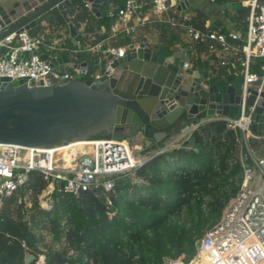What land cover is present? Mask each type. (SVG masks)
<instances>
[{"label": "trees", "instance_id": "trees-1", "mask_svg": "<svg viewBox=\"0 0 264 264\" xmlns=\"http://www.w3.org/2000/svg\"><path fill=\"white\" fill-rule=\"evenodd\" d=\"M114 1L118 0L104 1L100 6L103 24L83 2L67 7L68 19L77 30L76 45L68 37L67 22L58 11L50 10L39 17L34 35L48 32L56 36L52 53H70L77 62L84 60L90 73L98 56L86 49L108 34L111 20L106 11ZM118 5H122L121 0ZM149 8L150 4L142 0V12ZM243 9L248 12L247 7ZM203 19L197 11L191 23L203 28ZM246 24L242 21L244 29ZM218 26L212 24L209 30ZM77 45L81 50L73 53ZM170 47H160L157 52L169 53ZM209 58L197 57L194 63L213 73L207 64ZM105 63L101 59L102 67ZM234 78V74H228L230 82ZM238 135L221 120L199 124L181 147L154 155L132 176L117 179L110 192V207L92 191L77 196L53 191L49 194L50 206L45 208L39 195L46 183L40 173L30 172L26 183L0 209V264H36L35 260L25 262L26 252L45 254L44 264H170L178 258L190 263L200 239L217 223L222 209L239 189L242 168ZM93 138L109 135L99 133ZM108 211L114 212L111 218ZM45 232L50 236L49 243Z\"/></svg>", "mask_w": 264, "mask_h": 264}, {"label": "built area", "instance_id": "built-area-1", "mask_svg": "<svg viewBox=\"0 0 264 264\" xmlns=\"http://www.w3.org/2000/svg\"><path fill=\"white\" fill-rule=\"evenodd\" d=\"M141 1L124 0L122 6L107 9L106 16L113 20L108 34L86 49L98 55V63H101V59L107 60L109 55L113 57L124 55L125 48L107 44L108 38L133 33L137 26L144 25L153 17L154 21L184 28L191 39L207 44L212 55L231 51L230 56L236 61L221 60L220 63L232 67L239 63L243 72L244 91L251 83L258 84L259 89L264 88V0L244 1V6L248 9L244 38L235 31L209 30L207 26L198 28L191 23V17L187 13L174 16L175 12H170L173 6L171 0H143L150 4L148 13L140 12ZM42 5L44 2L39 4ZM85 5L90 7L88 3ZM35 11L36 7L32 6L30 12ZM4 27L9 29L11 26L5 24ZM103 32L101 30V33ZM41 40L36 36L30 37L24 27L3 36L0 39V78L6 77L7 83L24 78L28 86L37 82L46 85L53 78L57 81L69 80L76 78L78 74L84 75L80 79H98L109 68L107 61L102 70L93 76L89 74V68L72 66L60 71L51 64L49 58L44 59L37 53V48H40L49 57L56 55L52 53L56 47L46 44V48L42 49ZM232 43L237 45L234 46ZM79 50L81 48L77 45L73 53ZM68 57L73 63H81ZM251 58L260 60V72L250 66ZM244 99L236 115L232 117L213 115L191 122L176 133V136L173 135L145 157L137 154L139 144L135 147L126 140L118 141L111 137L93 138L83 140L82 148L74 145L76 148L69 156L70 162L66 166H61L55 155L60 152V148L71 147L74 143L54 148L0 143V209L12 194L26 183L32 171L40 173L46 183L41 192L42 196L39 197L40 204L45 208L50 206L49 194L53 191L71 193L75 196L83 191H96L110 207L112 206L110 192L117 179L131 175L152 156L181 147L183 141L190 137L199 124L221 120L228 129L239 132L237 143L242 176L239 189L222 209L217 223L200 239L196 259L203 258L208 264H263L264 154L257 157L255 153L264 150V136L252 132L251 116L254 105H246ZM252 138L257 139L258 147L251 144ZM113 214V211H108V218ZM22 246L25 247V244L22 243ZM33 260L36 264H44L45 254L38 253L34 255Z\"/></svg>", "mask_w": 264, "mask_h": 264}, {"label": "water", "instance_id": "water-1", "mask_svg": "<svg viewBox=\"0 0 264 264\" xmlns=\"http://www.w3.org/2000/svg\"><path fill=\"white\" fill-rule=\"evenodd\" d=\"M81 1L89 4L103 24L100 6L106 0H40L44 5H32L35 12L24 1L14 16L15 24L6 29L10 20L0 0V39L21 27L33 38L38 18L51 10L62 15L69 36L78 41L66 10ZM37 53L60 71L72 66L89 68L85 61L71 62L65 53L49 57L40 48ZM107 61L109 68L94 80L53 78L46 85L28 86L24 78L10 83L6 77L0 78V143L54 148L103 133L118 141L139 140L138 152L146 155L202 115H236L243 98L246 105H254L252 132L264 136V88L251 83L244 91L238 76L228 84L215 80L206 68L195 65L187 47L175 41L169 53L154 51L142 42L125 49L121 57L109 55ZM251 144L259 146L256 138ZM93 193L99 197V192ZM33 258V254H25L26 263Z\"/></svg>", "mask_w": 264, "mask_h": 264}, {"label": "rangeland", "instance_id": "rangeland-1", "mask_svg": "<svg viewBox=\"0 0 264 264\" xmlns=\"http://www.w3.org/2000/svg\"><path fill=\"white\" fill-rule=\"evenodd\" d=\"M199 1H201L203 3L201 5H199V4L197 5L196 3L191 2V5L188 8H186L185 10H180V12H179V10H176V7H174V8L170 9V12L178 11V12H175L174 16L181 15L184 12H186L187 14L190 15L192 13V10L195 9L196 6L201 8V6L204 5L205 8H202L203 10H211L212 11L213 9L228 8V9H232V10L233 9L238 10L242 16L247 15L246 10L243 9V4H244L245 0H225L224 2L221 3V6H217V3H215L213 0H199ZM108 8H113V7H110V4H108ZM215 15L218 16L217 13ZM211 16H213V15H211ZM241 18L243 19V17H241ZM242 21H244V20H242ZM238 28H236V30H238V32L241 34L242 38H244L246 36V29L243 28L242 23L238 25ZM67 35L70 38V40L72 41V44L76 45V41L73 38H71L69 36V34H67ZM38 36L42 39V42L52 43V45H55L57 43L56 36H50L48 34V32H45L43 34H38ZM173 38L176 39L177 42L180 43L182 46L188 48L189 54H190L192 59H195L197 57H201L202 55L209 53L208 45L205 43H201L199 41L191 39L186 34V31L184 28H182L180 26H174L173 27V26L168 25L167 23H163V22L161 23V22H157V21L156 22H148V23H145L144 25H139L135 28V31L133 33L118 35L114 40L115 41L121 40V41L120 42L116 41L115 43H113V45L120 44V45L124 46V48L128 49V48L134 46L135 44L145 42L150 48H152L153 50H157L160 47H164V46L172 44ZM111 43H112V41H111ZM48 45H50V44H48ZM232 45L236 46L237 44L232 43ZM41 47H42V49H45L46 44H42ZM231 54H232L231 51H222V52L216 53V55H215L216 60L214 61V65H215L214 70L216 71V74H217L216 79L219 80V79L223 78L226 70H228L229 73L235 72V70L232 69L231 67H224V66L220 65L221 57L224 56V58H226L227 55H231ZM69 56L71 59L75 60L74 55L69 53ZM96 56H98V55H96ZM259 62H260V60L255 59V58H251V61H250V66L251 67L254 65L257 66V68L259 69L258 72L261 71ZM238 65H239V63H238ZM101 70H102V64L97 62V64L95 63L92 65V68L90 69L89 74L91 76H93L94 74L100 72ZM214 70H213V73H214ZM242 75H243V73L237 74L235 76H240V78H243ZM83 76L84 75H82V74H78L75 77L76 78H83ZM213 76L215 77V75H213ZM193 121H191V122H193ZM188 124H190V123H188ZM176 135L177 134H174V136H176ZM139 143L140 142L138 140V141H134L132 144L135 147H137V144H139ZM137 154L140 157H145L147 155H150V153H148L146 155H140L138 151H137ZM263 154H264V150H259L257 153H255V156L259 157ZM129 176H132V175H129ZM41 196H42V193L39 195V197H41ZM44 236H45V241L47 243H49L50 242V236L46 232H45ZM42 251H44V250H42ZM195 259H196V257H195ZM190 263H192V261ZM190 263H188V264H190ZM170 264H184V263L181 261L180 258H178L176 261H173Z\"/></svg>", "mask_w": 264, "mask_h": 264}, {"label": "crops", "instance_id": "crops-1", "mask_svg": "<svg viewBox=\"0 0 264 264\" xmlns=\"http://www.w3.org/2000/svg\"><path fill=\"white\" fill-rule=\"evenodd\" d=\"M4 2L3 3H5V4H3V6H4V12L7 14V16H8V19L10 20V26H13L14 24H15V21H14V16H16V14H17V12H18V9L20 8V7H22V3L24 2V1H26L27 2V4L28 5H30V6H32V5H39V3H40V0H3ZM106 1H109V0H106ZM119 1L120 0H118V1H114L112 4H111V2L109 3L110 4V7H120V6H122L123 5V3H124V0H121L122 1V5H118L119 4ZM183 1H187V3L185 2H183ZM215 3H217V6H221V3L222 2H224L225 0H213ZM81 2H83L84 4L85 3H87V2H84V1H81ZM181 2H183V5H181L180 6V8L178 9L177 7L179 6V4L181 3ZM191 2H194V3H196L197 5L199 4V5H201L203 2H201V1H199V0H171V4L173 5L172 6V8H174V7H176V10H179V12H180V10H185L186 8H188L190 5H191ZM243 6H244V4H243ZM202 8H205V6L203 5V6H201V8L200 7H195V9H193L192 10V13L190 14V17L191 18H193L195 15H196V13H197V11H201V13H202V18H204L203 19V27L204 26H207V28L209 29L210 28V26L212 25V24H218L219 26H218V28H216V29H220L221 30V28H225L226 29V32H228V31H235V32H238V30H236V28H238V25L239 24H241L242 23V20H244V21H246V18H247V15H245V16H242L240 13H239V11L238 10H235V9H228V8H219V9H213L212 11L211 10H203ZM109 9V8H108ZM175 10V9H174ZM21 11V10H20ZM140 12H142V10H141V8H140ZM147 13L148 12H150L149 11V9L146 11ZM175 12H178V11H175ZM184 13H186V12H184ZM183 13V14H184ZM218 14V16H216L215 14ZM248 13V12H247ZM246 13V14H247ZM211 15H213V16H211ZM241 17H243V19L241 18ZM111 20V23L113 22V20L112 19H110ZM19 21V20H18ZM149 22H156V21H154L153 20V17H152V19L149 21ZM148 23V22H147ZM199 28V27H198ZM239 29V28H238ZM212 30H214V29H212ZM239 33V32H238ZM162 34V33H161ZM240 34V33H239ZM241 35V34H240ZM116 37H111V38H108L107 40H106V42H107V44H111V45H113V43H115L116 41L117 42H120L119 40H114ZM111 41H112V43H111ZM176 42V43H178L177 42V40L176 39H174L173 38V40H172V44H170V46L172 47V45H173V42ZM145 43V42H144ZM146 44V43H145ZM178 44H180V43H178ZM135 45H137V44H135ZM134 45V46H135ZM114 46H121V47H124V46H122V45H120V44H117V45H114ZM148 46V45H147ZM180 46L181 47H183L184 48V46H182L181 44H180ZM126 49V48H125ZM154 51H157V50H154ZM208 56L210 57L209 58V60H207V64H208V66H211V69H213L214 70V61L216 60V58H215V55H212V54H210V53H207V54H205V55H202L201 57H200V59L201 60H205V59H207L208 58ZM221 60H227V61H236V59L235 58H232L230 55H227V57L226 58H224V56H222L221 57V59H220V62H221ZM84 61V60H83ZM82 61V62H83ZM260 64V63H259ZM220 65H222L221 63H220ZM238 65V64H237ZM235 66V67H232V66H230V65H222V66H224V67H231L232 69H234L235 70V72H230L231 74H234V75H237V74H242L243 72H242V68H238V66ZM201 68H206L205 66H203V67H199V69H201ZM208 68H206V70H207ZM252 69L253 70H256L257 69V66H252ZM208 71V70H207ZM229 72H228V70H226V72L224 73V77L223 78H221V79H216V76H217V74H216V71L214 70V73H212L211 75H215V77H214V79L215 80H217V81H220V82H223V83H231V82H233V81H229L228 80V74H230ZM205 117H207L206 115H204V117L202 116L201 118H200V120L201 119H203V118H205ZM189 123H191V122H189ZM138 145V144H137Z\"/></svg>", "mask_w": 264, "mask_h": 264}, {"label": "bare ground", "instance_id": "bare-ground-1", "mask_svg": "<svg viewBox=\"0 0 264 264\" xmlns=\"http://www.w3.org/2000/svg\"><path fill=\"white\" fill-rule=\"evenodd\" d=\"M74 143L71 147H62L60 148V152L57 154V161L58 164L61 166H66L70 162V154L75 151L74 149L76 148L74 145H78L79 147L82 148V141H74L71 142ZM73 147V148H72ZM68 148H72L71 150H68ZM191 264H208L207 261L203 258L201 259H194Z\"/></svg>", "mask_w": 264, "mask_h": 264}]
</instances>
